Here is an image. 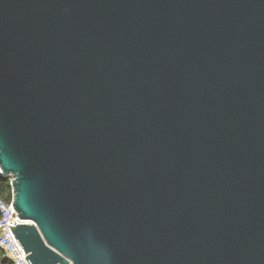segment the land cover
Instances as JSON below:
<instances>
[{
	"label": "water",
	"instance_id": "95a60500",
	"mask_svg": "<svg viewBox=\"0 0 264 264\" xmlns=\"http://www.w3.org/2000/svg\"><path fill=\"white\" fill-rule=\"evenodd\" d=\"M0 173L30 264H264V0H0Z\"/></svg>",
	"mask_w": 264,
	"mask_h": 264
},
{
	"label": "built area",
	"instance_id": "2783aa9c",
	"mask_svg": "<svg viewBox=\"0 0 264 264\" xmlns=\"http://www.w3.org/2000/svg\"><path fill=\"white\" fill-rule=\"evenodd\" d=\"M25 223L16 212L12 210V189L9 200L0 196V250L4 256L12 261L13 264H30L26 260L25 253L20 241L15 238L9 225Z\"/></svg>",
	"mask_w": 264,
	"mask_h": 264
},
{
	"label": "trees",
	"instance_id": "16d2710c",
	"mask_svg": "<svg viewBox=\"0 0 264 264\" xmlns=\"http://www.w3.org/2000/svg\"><path fill=\"white\" fill-rule=\"evenodd\" d=\"M0 196L9 200L11 197V186L8 177L3 176L0 173ZM0 264H13L11 260L6 258L3 252L0 250Z\"/></svg>",
	"mask_w": 264,
	"mask_h": 264
}]
</instances>
